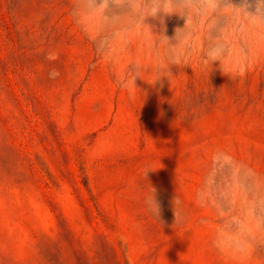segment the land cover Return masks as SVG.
<instances>
[{
  "label": "rangeland",
  "instance_id": "1",
  "mask_svg": "<svg viewBox=\"0 0 264 264\" xmlns=\"http://www.w3.org/2000/svg\"><path fill=\"white\" fill-rule=\"evenodd\" d=\"M88 4L0 0V264H264V238L241 259L235 235L264 216V45L233 29L222 47L249 70L205 69L225 18L190 14L181 42L154 51L183 63L130 93L116 81L139 50ZM185 23L165 17L173 45Z\"/></svg>",
  "mask_w": 264,
  "mask_h": 264
},
{
  "label": "clouds",
  "instance_id": "2",
  "mask_svg": "<svg viewBox=\"0 0 264 264\" xmlns=\"http://www.w3.org/2000/svg\"><path fill=\"white\" fill-rule=\"evenodd\" d=\"M110 3L123 10L122 14L114 15L111 18L107 17L105 11ZM88 7L91 12L98 13L101 20L111 26L114 32L123 29L130 34L131 38L124 45L125 49L131 48L135 44L139 50L138 54L128 60L123 78L116 81L118 87L130 93L138 89L135 79L137 77L143 79V73L149 68L155 69L156 78L152 82H146L155 83L162 77L169 79V76L172 75L169 65L183 63H178L171 56L163 58L156 56L154 51L161 46L171 49L181 42L180 37L185 34V29L190 27V14L197 22L199 19H204L206 25L215 24V19H210L213 18L214 13L217 17L225 18V26L221 29L222 36L219 39L212 40L207 35V44L202 53V67L205 69L211 67L214 61H220L222 72L229 77L242 76L249 70L250 64H246L243 69L234 67L228 60L227 49L222 47L223 36L233 29L244 28L248 34L253 35L261 45H264V0H256L255 14L246 10V0L242 6L234 5L232 0H101L99 6H95V0H89ZM194 9L195 11H193ZM173 14L181 18L186 17L184 28L175 30V40L178 41L175 45L171 43L169 37L163 34L165 17H170ZM149 18L159 21L161 25L159 34L154 31L153 25L147 23ZM209 30H207L208 34ZM117 46L119 47V45ZM130 65L133 67L130 68ZM148 204L149 210L159 216V205L153 194ZM235 235L242 239L237 255L244 259L252 249V241L257 236L264 238V216L258 215L254 209L250 210L247 217L243 218L239 225V231Z\"/></svg>",
  "mask_w": 264,
  "mask_h": 264
}]
</instances>
